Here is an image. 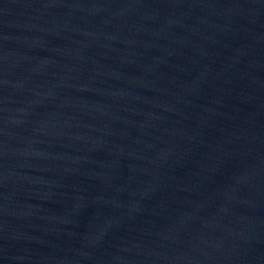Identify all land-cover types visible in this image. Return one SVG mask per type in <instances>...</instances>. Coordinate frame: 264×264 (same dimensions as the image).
<instances>
[{"label":"water","instance_id":"1","mask_svg":"<svg viewBox=\"0 0 264 264\" xmlns=\"http://www.w3.org/2000/svg\"><path fill=\"white\" fill-rule=\"evenodd\" d=\"M0 264H264V0H0Z\"/></svg>","mask_w":264,"mask_h":264}]
</instances>
